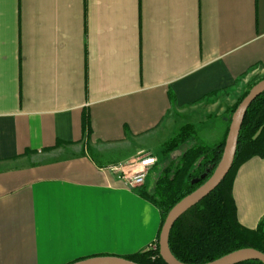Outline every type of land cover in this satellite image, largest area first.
Masks as SVG:
<instances>
[{"label": "crops", "instance_id": "obj_1", "mask_svg": "<svg viewBox=\"0 0 264 264\" xmlns=\"http://www.w3.org/2000/svg\"><path fill=\"white\" fill-rule=\"evenodd\" d=\"M262 72L264 0H0V264L154 248L160 211L111 168L162 163L213 116L221 141L229 92ZM232 197L256 229L264 158L238 168Z\"/></svg>", "mask_w": 264, "mask_h": 264}, {"label": "trees", "instance_id": "obj_2", "mask_svg": "<svg viewBox=\"0 0 264 264\" xmlns=\"http://www.w3.org/2000/svg\"><path fill=\"white\" fill-rule=\"evenodd\" d=\"M250 90V89H249ZM249 90L226 109L227 126L223 138L213 146L196 145L163 166L151 192L142 186L140 195L161 214V225L171 208L200 187L214 172L222 155L231 116ZM194 134L193 125H184L162 147L161 158L168 159ZM252 158H264V93L249 106L243 119L232 166L221 183L172 226L168 246L172 256L184 264H206L232 252L251 248L264 253V218L249 230L238 222L232 197L233 180L238 168ZM202 174L205 179L192 181ZM126 259L138 264H165L156 250L135 253ZM240 264H261L246 261Z\"/></svg>", "mask_w": 264, "mask_h": 264}, {"label": "water", "instance_id": "obj_3", "mask_svg": "<svg viewBox=\"0 0 264 264\" xmlns=\"http://www.w3.org/2000/svg\"><path fill=\"white\" fill-rule=\"evenodd\" d=\"M262 93H264V79H261L250 88L247 95L242 99L232 114L222 155L212 175L200 187L176 203L166 215L158 238L159 257L165 264H184L176 260L169 250L168 239L172 226L183 214L197 205L203 198L212 192L227 175L234 160L238 135L246 111L251 103ZM205 176L206 174H202L200 177L194 179L192 184H197L199 181L205 179ZM252 260L259 261L261 264H264V253L251 248L241 249L206 264H240L242 262ZM73 264L138 263L119 257H92Z\"/></svg>", "mask_w": 264, "mask_h": 264}, {"label": "rangeland", "instance_id": "obj_4", "mask_svg": "<svg viewBox=\"0 0 264 264\" xmlns=\"http://www.w3.org/2000/svg\"><path fill=\"white\" fill-rule=\"evenodd\" d=\"M261 79H264V72L261 74L256 75L252 78V80L247 81L246 83H241L236 87V89L230 91L229 96L225 100L224 104H228L229 106H233V104L237 101L238 98L242 97L244 93H246L253 85H255L258 81ZM234 100V102H233ZM223 103V102H222ZM230 106V107H231ZM228 107V106H227ZM229 108V107H228ZM175 118V117H174ZM181 120L179 119L176 121V124L180 123ZM220 126L221 121L219 118L211 117L209 118L205 123L199 124L196 123L193 125L194 127V134L190 137V139L185 142L183 145H180L169 157H180L184 151H186L188 148L196 145H203V146H213L218 143L219 135H220ZM174 130H168L166 133V138L170 137L172 133H174ZM164 139V140H165ZM169 159L164 158L161 160L162 163L157 164L153 167V169L150 170L145 185V190L147 192H151L153 189L154 183L161 174V170L163 166H165L167 163H169ZM152 250V248L150 249Z\"/></svg>", "mask_w": 264, "mask_h": 264}, {"label": "built area", "instance_id": "obj_5", "mask_svg": "<svg viewBox=\"0 0 264 264\" xmlns=\"http://www.w3.org/2000/svg\"><path fill=\"white\" fill-rule=\"evenodd\" d=\"M157 159L154 156L133 157L113 166L111 171L120 177L130 189L142 187L151 168L155 166ZM156 250V246L152 248Z\"/></svg>", "mask_w": 264, "mask_h": 264}]
</instances>
